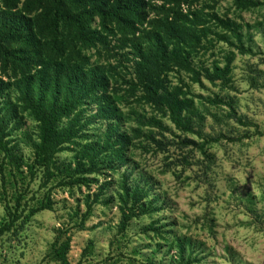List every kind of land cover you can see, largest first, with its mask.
Returning a JSON list of instances; mask_svg holds the SVG:
<instances>
[{
    "label": "rangeland",
    "instance_id": "rangeland-1",
    "mask_svg": "<svg viewBox=\"0 0 264 264\" xmlns=\"http://www.w3.org/2000/svg\"><path fill=\"white\" fill-rule=\"evenodd\" d=\"M149 1L156 7L150 19L201 16L177 58H167L168 65L147 80L159 93L176 91L186 100L183 113L194 131L176 126L166 101L138 79L130 41L117 31L108 45L82 49L68 27L60 25L57 37L39 30L46 3L35 2L29 14L44 60L77 62L75 48L85 65L107 70L128 138L124 161L113 162L114 168L104 161L77 170L79 160L88 167L84 154L107 129L103 118L40 164L38 122L13 85L22 70L10 59L4 64L0 54V78L11 84L8 98L16 109L6 149L0 147V264H183L190 252L196 258L190 264H264V3L240 8L234 0ZM234 28L252 52L236 47ZM224 102L247 123L231 118ZM125 180H147L153 189L144 201L158 207L134 210L138 215L124 225Z\"/></svg>",
    "mask_w": 264,
    "mask_h": 264
},
{
    "label": "trees",
    "instance_id": "trees-1",
    "mask_svg": "<svg viewBox=\"0 0 264 264\" xmlns=\"http://www.w3.org/2000/svg\"><path fill=\"white\" fill-rule=\"evenodd\" d=\"M234 1L240 8L264 3L260 0ZM35 2L38 5L46 3L40 16L39 30L49 29L57 37L60 25L68 27L72 29L73 40L80 45L79 48L106 46L109 42L108 35L114 31H117L121 40L130 41L138 79L144 81L145 87L151 89L157 99L166 101L171 120L176 126L194 131L190 117L183 113L186 100L180 99L176 91L159 93V89L152 86L153 82L148 84L147 80L150 81L157 71L168 65L167 58H177L176 53L179 54L181 44L185 42L184 35H193L191 27L201 23V16L191 13L175 18V21L173 18L169 20L168 16L150 19L148 11L156 7L149 0H2L5 7H0V54L4 55V64L10 59L22 70L21 77L13 85L25 109L38 122V140L34 146L40 164H49L66 143H72L87 125L96 124L99 118L108 120L107 129L103 136L90 142L87 147L84 156L87 158L88 167L85 168L79 160L77 170L90 171L98 162L104 161L106 165L114 168L113 162L124 161L123 151L128 138L120 130L117 108L109 93L110 79L105 67L100 64L85 65L83 62L86 61L75 48L73 53H76L77 62L42 58L45 54V51L42 54V40L36 35V27L33 26L30 16ZM215 19L220 20L217 16ZM97 21L98 25L93 26ZM145 24H150L151 28H143ZM37 33L41 32L37 30ZM233 33L237 39L235 45L241 53L252 52L251 47L244 46L242 36L236 28ZM10 41L20 43L23 47L8 50L4 43ZM167 41L172 42L171 49ZM34 64L40 67L31 72V65ZM10 85L0 78V147L4 149L7 125L11 116L16 113L8 98ZM211 102L216 100L212 99ZM224 103L231 109V118L239 123H247L231 102ZM92 108H96V111L85 117V113ZM212 139L216 141L218 137ZM122 189V200L128 211L124 213V225L138 215L134 210L140 209V213L145 214L157 209L158 206L147 207L144 201L153 189L147 180L133 185L125 180ZM148 204L153 205L152 201ZM181 248L184 253V246ZM60 259L65 261V256ZM195 259L190 252L183 264H190Z\"/></svg>",
    "mask_w": 264,
    "mask_h": 264
}]
</instances>
